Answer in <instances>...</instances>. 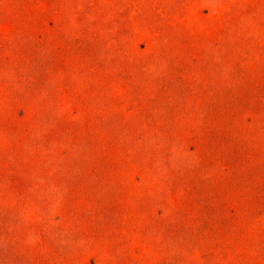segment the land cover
<instances>
[{"label":"rangeland","instance_id":"obj_1","mask_svg":"<svg viewBox=\"0 0 264 264\" xmlns=\"http://www.w3.org/2000/svg\"><path fill=\"white\" fill-rule=\"evenodd\" d=\"M0 264H264V0H0Z\"/></svg>","mask_w":264,"mask_h":264}]
</instances>
